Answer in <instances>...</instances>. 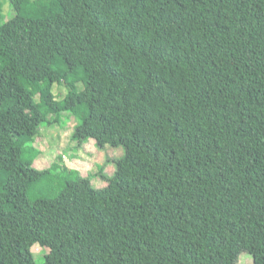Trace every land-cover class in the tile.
I'll use <instances>...</instances> for the list:
<instances>
[{
    "label": "trees",
    "instance_id": "obj_1",
    "mask_svg": "<svg viewBox=\"0 0 264 264\" xmlns=\"http://www.w3.org/2000/svg\"><path fill=\"white\" fill-rule=\"evenodd\" d=\"M10 2L0 264H37L35 244L53 264H264L251 221L264 218V0ZM63 112L79 144L123 147L112 175L98 171L106 186L34 165L35 136Z\"/></svg>",
    "mask_w": 264,
    "mask_h": 264
},
{
    "label": "rangeland",
    "instance_id": "obj_2",
    "mask_svg": "<svg viewBox=\"0 0 264 264\" xmlns=\"http://www.w3.org/2000/svg\"><path fill=\"white\" fill-rule=\"evenodd\" d=\"M3 13L6 18L13 15L10 0H1ZM79 83V89H82ZM58 99H62L68 92L65 82H55L52 88ZM78 122L75 115L63 112L59 121L53 122L50 126L43 125L40 134L35 136L33 145L41 150L40 155L35 159L34 165L39 169L50 167L53 162L60 161L69 168L78 170L82 175H93L92 183L95 187H104L107 182L102 180L97 174L100 167L103 171L112 175L115 171L114 160L124 155L122 146L112 147L107 145L100 149L94 140H88L79 144L72 138L74 126ZM62 156V159L59 160ZM252 224L255 227H264V218L252 216ZM43 228L50 233L57 229V222L45 223ZM32 251L37 264H53V253L49 248L40 244H35ZM235 264H252V256L247 252H242Z\"/></svg>",
    "mask_w": 264,
    "mask_h": 264
},
{
    "label": "crops",
    "instance_id": "obj_3",
    "mask_svg": "<svg viewBox=\"0 0 264 264\" xmlns=\"http://www.w3.org/2000/svg\"><path fill=\"white\" fill-rule=\"evenodd\" d=\"M93 184V183H92Z\"/></svg>",
    "mask_w": 264,
    "mask_h": 264
}]
</instances>
